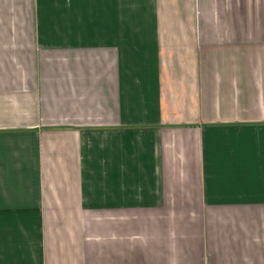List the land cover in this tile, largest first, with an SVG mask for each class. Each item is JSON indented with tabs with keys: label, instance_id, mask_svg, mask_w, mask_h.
I'll list each match as a JSON object with an SVG mask.
<instances>
[{
	"label": "crops",
	"instance_id": "1",
	"mask_svg": "<svg viewBox=\"0 0 264 264\" xmlns=\"http://www.w3.org/2000/svg\"><path fill=\"white\" fill-rule=\"evenodd\" d=\"M0 264H264V0H0Z\"/></svg>",
	"mask_w": 264,
	"mask_h": 264
}]
</instances>
